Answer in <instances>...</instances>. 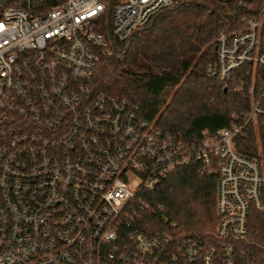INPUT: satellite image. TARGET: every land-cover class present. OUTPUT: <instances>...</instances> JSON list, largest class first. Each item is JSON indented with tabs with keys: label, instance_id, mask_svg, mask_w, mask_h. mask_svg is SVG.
I'll list each match as a JSON object with an SVG mask.
<instances>
[{
	"label": "built area",
	"instance_id": "2783aa9c",
	"mask_svg": "<svg viewBox=\"0 0 264 264\" xmlns=\"http://www.w3.org/2000/svg\"><path fill=\"white\" fill-rule=\"evenodd\" d=\"M174 1L0 0V264H264L235 245L250 211L264 214V4L217 32L206 67L249 99L229 126L181 143L127 98L95 92L107 6L124 37ZM248 124L253 155L238 150ZM191 162L216 176V241L136 229L139 193Z\"/></svg>",
	"mask_w": 264,
	"mask_h": 264
},
{
	"label": "trees",
	"instance_id": "16d2710c",
	"mask_svg": "<svg viewBox=\"0 0 264 264\" xmlns=\"http://www.w3.org/2000/svg\"><path fill=\"white\" fill-rule=\"evenodd\" d=\"M261 5L262 0H176L124 37L113 34L108 5L96 21L110 52L98 60L95 92L127 98L139 106L140 117L155 120L181 143H196L202 131L229 126L234 115L248 112L249 99L207 76L206 67L215 59L217 32L238 29L241 19ZM244 133L249 143L238 150L253 155L251 124ZM215 188L214 174L200 173L194 162L180 166L151 191L139 193L129 209L132 225L147 234L167 231L175 241L194 237L214 243ZM140 198L147 207L139 206ZM235 245L245 257L257 260L264 254L262 212L250 211L246 239Z\"/></svg>",
	"mask_w": 264,
	"mask_h": 264
},
{
	"label": "rangeland",
	"instance_id": "374dc122",
	"mask_svg": "<svg viewBox=\"0 0 264 264\" xmlns=\"http://www.w3.org/2000/svg\"><path fill=\"white\" fill-rule=\"evenodd\" d=\"M262 4H264V0H262Z\"/></svg>",
	"mask_w": 264,
	"mask_h": 264
},
{
	"label": "water",
	"instance_id": "95a60500",
	"mask_svg": "<svg viewBox=\"0 0 264 264\" xmlns=\"http://www.w3.org/2000/svg\"><path fill=\"white\" fill-rule=\"evenodd\" d=\"M226 17L229 18V15H227Z\"/></svg>",
	"mask_w": 264,
	"mask_h": 264
}]
</instances>
